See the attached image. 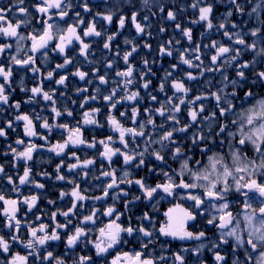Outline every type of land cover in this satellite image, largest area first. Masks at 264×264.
I'll return each instance as SVG.
<instances>
[{
	"label": "snow or ice",
	"instance_id": "obj_1",
	"mask_svg": "<svg viewBox=\"0 0 264 264\" xmlns=\"http://www.w3.org/2000/svg\"><path fill=\"white\" fill-rule=\"evenodd\" d=\"M106 2V0H105ZM25 0H17L14 5L18 9L20 16L25 17L23 20H17L14 24L10 22L7 18V12H11L12 9L0 8V37L5 40H15L16 41V51L19 53L21 51V41L28 39L31 41V47L28 51H31L33 55L28 56L24 59H20L18 55H12L10 57V65L5 68L0 65V78H2L3 83H0V105H5L17 110L20 109V102L9 103V94L6 91L7 88H11V77L13 75V68L11 65L18 66L20 68H25L33 73L40 71L39 68L35 66V54L40 52L42 49H47L50 42L54 39L57 41L55 48L52 49L54 52H58L64 57V62L62 64H57V69H64L72 61L66 55V49L73 43L78 42L80 45L79 55L87 59V50L90 45L84 42V39L78 33L77 29L81 24L84 23V19L80 12H75L76 22L68 24L66 28L60 27L59 25H54L49 23L53 20V16H58L60 20H65L69 16V12L73 10V5L71 0H38L33 7L35 11L43 19L38 18L37 23L43 25L42 32L29 33L27 37L20 34L18 29L22 26L30 24L28 17L31 16L28 9L24 7ZM226 3L228 5V10L223 14V18L219 20L217 24L213 23V13L216 4ZM142 4L145 8L151 10L152 0H142ZM246 4H252V0H245L241 3V0H214V2H208V0H192L191 4L188 6H181V11L186 10V7H190L198 15L190 20L191 24H202L205 31L201 33L203 37L205 33L210 32L215 29L217 32H222L224 38L229 41L228 44L221 43L219 41L213 40L211 44L203 45L205 49L213 50L210 55V64L205 65L204 60L201 58L204 53L202 52V47L200 43H196L194 47H186L181 49H173L172 41L169 40L166 44L162 43L159 47L158 54L163 57L167 56L170 58L177 59L176 64L170 65L171 71L166 70L164 77L162 78L157 91L160 93H165L166 84L168 83L169 77L173 76L180 65L186 66L188 69L197 68L199 69V75H193L191 72L185 73V79L199 80L201 76H204L206 72L208 73H220L221 79L219 81L220 87L216 91H210L208 94L201 93L197 95L194 99L186 100L190 89L185 86L182 79H172L171 88L173 90L172 96H168L164 101H158L157 96L152 95L149 90L151 80L145 79V77L151 73V68L149 67V62L147 59L143 60V66L146 71L141 73V83L140 87L145 89L149 99L153 102H158V108H146L144 110L147 116L146 120H138L140 115L138 106H133L131 110V121L136 127H124L123 124L112 115V110L116 108L117 104L122 102L133 103L141 99L140 93L138 91H128L129 85L135 83L134 72L136 69L129 62V58L133 53L138 51V46L134 41L125 39V44L132 45L130 51H126L122 57L126 68L124 70H117L116 77L120 80L113 81L118 87H114L108 94L103 96V100L109 108V115L107 117L108 124L113 132L119 134V143L123 145L124 151L120 148H113L111 144L115 141L112 136H108L106 140L98 141L104 148L100 153L101 157L109 161L110 171H102L101 176L107 178V182L103 188V196L95 197L94 199L100 200L109 196V190L118 189L120 184H127L131 187L135 184L143 195L146 201H151L158 193H163L165 196L172 197L176 194L177 189H183L184 195L181 196L182 199H187L194 202L190 208H182L179 204L176 205L175 209H169L164 215L168 218L167 223L161 225L159 228V234L164 237H171L174 240H195L202 241L205 238V232L200 231L194 233L189 231L186 227L187 222L194 221L196 219V214H194V209H201L203 205L208 204V208L211 210L209 212V219L207 224L214 226L219 230V241L212 242L209 251H213V259L215 264H226L227 257L222 255L220 251H214L219 249L221 245H227L229 239L233 241L232 253L233 259L232 264H264V200L259 202V206L255 207L248 197L249 192H257L260 197H264V181L258 182V176H264V97H260L254 100L253 103L249 104L248 107L242 108L239 113L235 111L234 100L238 99L237 89L242 88L245 83H248V77L246 76L245 69L252 68L253 75L256 77L251 80L252 85L264 84V70L256 71L255 65L264 61V46H261V41H264V36L261 35L262 29H264V18H261V12L264 10V0H258V2L251 7V10L247 13L249 17L256 18V27L248 30V32L243 31H229L230 18L234 15H245ZM77 7H82L84 12H90L91 7L85 0L84 3L76 5ZM55 10V13H53ZM160 12L164 11V7L160 6ZM97 16L107 24H111L113 21L114 13L108 11L107 13H97ZM139 13L133 11L131 15V23L135 28L137 36L145 33L146 27H150L148 24L141 23L137 17ZM167 20L175 21L176 13L172 10L167 12ZM144 21H148L149 17L144 16ZM126 18L121 15L118 21L117 33L108 35L103 48L105 50L111 51V42L116 39L117 34L120 29L125 27ZM246 23V22H244ZM176 29L180 31L183 37L188 41L189 45L193 44L192 29L182 28L179 23L175 25ZM230 27L236 30L241 27V25L231 22ZM165 31L164 27L160 28V32ZM151 35V33H148ZM102 33L96 29L95 18L93 21L88 23L87 28L83 32V37H100ZM250 35L253 37V41L248 43L245 36ZM180 41L177 40L176 44ZM233 45H238L240 47H233ZM144 48L151 50V46L145 43ZM12 45L10 43L0 44V55L6 53ZM174 51L178 53V56L174 57ZM245 52L253 53V58L250 61H244L240 63V57ZM118 55V53H117ZM45 57L47 53L45 52ZM199 63H196V62ZM91 62V61H90ZM31 66V67H29ZM106 68H113L112 62L106 63ZM227 68H234L236 72L237 79H230L227 75ZM72 75L78 77L81 81H84L88 73L80 71L77 69ZM93 77L99 81V85H107L109 80L107 78V73L104 75H98V69L94 70L92 73ZM67 76H61L55 83L58 86H63L67 80ZM46 79H53V71L47 73ZM122 81V83H121ZM93 81L88 80L87 83L91 84ZM23 79L20 81V90L22 92L30 91L31 95L27 100L24 101L26 104L36 103V97H42L43 101L50 102L52 107L51 111L54 114V118L60 117L63 114L71 117L73 112L65 109L62 113L58 110L55 105L56 101L53 99L54 93L44 91L41 86L32 87L30 90L23 86ZM206 86L211 87L212 81L208 80L205 82ZM231 87L233 90L231 92H226L225 89ZM123 89L125 95L117 99V93ZM87 88L77 89V93L87 92ZM96 93H100L101 89L96 88ZM166 94V93H165ZM63 95V93H61ZM254 93L249 89L244 93L242 103H247L253 100ZM97 95H91L90 97H85L80 103V107L84 108V105L88 103L89 100H96ZM178 100V103L175 101ZM214 100L213 110L203 119H199L201 114L205 112L206 107L203 103L196 107L197 101H207ZM75 103V101H73ZM188 105V118L189 122L186 124H181L178 114L182 112L181 105ZM225 105H227L225 107ZM217 110L219 116H217ZM3 111V109H0ZM100 109L94 108L91 112L84 113L83 123L85 125H96L100 127L98 121L95 119V114L98 113ZM154 114L160 116L162 122L157 125L154 120ZM233 114L236 118L232 119V124L237 126V131L232 132L228 130V125L226 123L219 124V130L214 131V124L218 119L227 120L229 115ZM121 117H126L127 113L121 112ZM36 120H41L40 127L51 132L52 128H61L69 133L67 138L63 143H57L48 147V151L55 153L57 156H61L65 153V149L69 146L79 147L81 145L94 148L97 141L93 140L88 142L83 138L81 128L79 126L75 128H70L67 124H49L47 118H43L39 113L35 115ZM15 121H22L24 125V135L29 137V143L25 144L22 139H17L15 143L17 145H23V150H18L17 148H12L9 145L11 154L13 155V161L23 160L25 167L23 175L19 177V184L26 185L31 183L37 189H43L44 185L35 182L30 179L31 168L28 162L33 159V153L38 150L40 146L35 143H31L32 137H37L38 133L34 129L33 118L29 114H18L15 116ZM166 124L172 125L166 128ZM203 124V127L200 125ZM151 127L152 131H147ZM196 126V131H194L190 137L191 144L193 146L199 147L201 143L210 141L215 142V137L220 138V146L225 145L224 134H227V147L228 155L231 158V163L225 159L224 155L213 152L212 155L208 156V163L203 168H191L189 167V161L192 156L184 157V149L178 144L177 140L174 138L176 133H187L189 129ZM6 127L13 128V122H7ZM207 128L208 135L204 134V128ZM158 129H166L162 133H158V138H153L154 134H157ZM15 130V129H13ZM126 136L132 137V143H136V137L144 138V149L143 151L137 152L135 149H129V142L125 139ZM0 137L6 138V132L3 128H0ZM40 139L46 141V137L39 136ZM47 142V141H46ZM158 144L159 149H149L152 145ZM251 147L254 156L249 158L246 155V150ZM166 149L171 150L172 159H180L184 157L181 161V168L179 172H176V176H179V182L167 171H157L155 168L149 167L148 172L154 173L156 175H162L165 180L163 183H157L154 187L146 182L145 178L132 179L131 173L125 169L121 176L116 175V169L111 168V161L114 156H121L123 158L124 165H133L134 161L136 168L145 167V156H152L154 159L161 164L165 163V157L162 154ZM211 151L207 145L200 147V153L205 154ZM7 154V153H6ZM72 158L76 159V163L68 165L69 172H75L78 168L88 169L89 166L93 165L95 161L93 159H86L83 162L80 161L79 157L75 153H72ZM200 161H196V165H199ZM63 162L56 167V180L65 181L68 184L73 185L70 192H60V198L63 199L66 195L72 197L71 207L67 211L52 212L51 220L54 227L51 231H48V225L41 223L39 227H33L31 224L26 225L28 228V239L25 241L21 235H19L22 222L17 218V213L20 209V205H26L29 212L32 211L37 205V201L40 198L39 195H31L25 197L22 200H15L6 198L3 194H0V202L3 203L4 207L0 214L5 218L4 227L9 229L10 236L6 239L3 235H0V252L8 254L10 252L12 243L19 244L21 247L28 250V255H20L19 253H14L11 259L7 261V264H29L28 256H34L36 261L40 264H65L62 257H54L51 251H48L45 247L50 242H57L61 240L59 229L67 228V224H71V220L67 218L71 215H75V209L78 207H83L82 202L87 199V197L82 193L80 185L76 183L73 179L66 178L61 174V167ZM13 163V167H15ZM3 166H0V173H3ZM81 175L82 178H86L89 174L87 172L77 173ZM190 176L192 182L185 181L183 179L184 175ZM42 175L48 176L47 173ZM101 176L95 177V179H100ZM234 181V184L229 183V178ZM9 184H13L12 178H8ZM202 182V183H201ZM202 189L203 197L198 194H193L190 190ZM235 190L240 195L246 197L243 202V225L241 226V221L237 217L233 216L232 212L229 211V204L226 200L227 193ZM13 191L18 192V186L13 185ZM246 190V191H245ZM83 191H87L84 189ZM127 197L128 192L120 189L118 192H114L112 199L116 200L120 196ZM141 196H135L131 201L125 203V209H128L129 204L140 200ZM222 201V203H217ZM49 204L55 203L52 200L48 201ZM115 212L113 207H108L104 215L112 216ZM178 213V215H174ZM62 215L66 218V224H60L56 221L57 215ZM96 212L93 210L92 214L85 216L81 220V224H86L89 222H94L93 217ZM203 215V211L198 213ZM40 220V217H36ZM120 219V214H117L115 219L110 221V223L99 230L100 235L97 238L98 242H92L95 248V253L97 257H104V255L112 249L114 246L122 242V234L126 233L128 237H133L135 233H139L141 237L148 238L147 243L141 240V247L147 248L149 244L153 243L151 239L153 237V231L147 229L143 224L139 226H132L131 223L127 227L122 226L117 221ZM141 220H147L151 222V218L147 212L143 214L142 217L138 218ZM217 220L219 221L217 223ZM235 221V223H233ZM242 233H246L247 239L245 240ZM88 230L81 226H76L74 231L68 234L66 240L64 241L66 249H73L81 241L82 237H86ZM126 242V241H124ZM206 247L205 244L200 243L193 249H182L183 252L191 251L193 255H197ZM44 249L45 253L43 256L39 255V250ZM244 250V259H239L235 254L240 250ZM68 253L66 252L65 255ZM174 260L176 264H185L184 257L181 254L174 253ZM160 259H165L161 256ZM92 260L91 256H80L75 264H89ZM111 264H155L151 257H145L142 251H136L134 254L124 253L122 256L118 255L115 257Z\"/></svg>",
	"mask_w": 264,
	"mask_h": 264
},
{
	"label": "flooded vegetation",
	"instance_id": "obj_2",
	"mask_svg": "<svg viewBox=\"0 0 264 264\" xmlns=\"http://www.w3.org/2000/svg\"><path fill=\"white\" fill-rule=\"evenodd\" d=\"M17 3V0H0V8H4L7 10L8 8H11V12H7V18L10 22L13 24L17 20H23L25 17L20 16L18 13V9L14 6ZM35 3H38V0H25L24 7H26L31 13V16L28 17V19L31 21L30 24L26 26H22L18 29L20 34L27 37L29 33H32L33 31L39 33L43 30V25L40 23H37V19H43L39 16V14L35 11V8L33 5ZM76 12V9L74 8L72 11L69 12V16L65 18V20H60L58 16H53V20L49 21V23H53L54 25H59L60 27L66 28L68 24H72V22L69 21L73 20V18L76 19L74 16ZM53 13H55V10H53ZM83 13V11H82ZM73 17V18H70ZM84 26V25H83ZM107 27V26H106ZM87 27H83L80 25V27L77 29L78 33L81 35V37L84 39L85 43H88V41H95L97 40V37H90L88 40L83 37L82 29L85 30ZM56 40L54 39L52 42H50L49 47L47 49H42L40 52H37L35 54V66L40 69L39 72L33 73L28 69L20 68L15 65H11L13 68V75L11 77L10 83L11 88L6 87V91L9 94V103H15L20 102V109L17 112L16 109L0 105V109H3V111H0V128H3L6 132V138L0 137V156L1 152L7 153V155H4L3 157L6 159L8 158L10 160V164L13 166V163H16V161H13V155L11 154L9 145L12 148H17L18 150H23V145H17L15 141L19 138L25 141V144L29 143V137H26L24 135V125L22 121H15V116L18 114H29L31 118H33L34 123V129L38 133L37 137L31 138V143H35L36 145L40 146L36 152L33 154L42 155L43 157L46 156V154L50 155V158L56 157L55 153L48 151V143H58L59 141H62L64 138H66L69 134L64 129L61 128H52L51 132L49 133L48 130H45L40 127L41 120H36L35 115L37 113L40 114L41 117L47 118L49 124H67L70 128H75L79 126L81 128L83 138L88 141L92 142L93 140L97 141L96 146L94 148H88L83 145L79 147H73L72 151L79 157L80 161L83 162L87 159H93L95 163L91 166H89L88 169H81L78 168L75 172H67L66 174H71L73 179H75V182L78 183L81 187H85L88 189V191H93L94 195L96 193V187L94 184L97 182L99 183H106L107 178L102 179L101 172L102 171H110L109 168V161L103 159L100 155V153L104 150L103 146L98 143L100 140H106L108 136H112L114 143L111 144V147L113 148H120L124 151H128L123 149V145L119 143V134L117 132H113L108 124L107 117L109 115V108L106 105V103L103 100V96L108 94L109 91H111L113 87L112 84L108 83L105 85H99V81L95 79L92 75L94 70L98 69V75H102V71L105 70L108 76L111 77L112 75V68L107 69L106 65H103L101 58L104 57V55H96L92 52H90V49L87 50V59L85 57L79 55L80 51V45L78 42H73L67 49H66V55L71 59V63L67 65L64 69H57V64H62L64 62V57L61 56L58 52L52 51V49L55 48ZM3 43H10L12 47L6 51V53L0 55V65H3L5 68H7L10 65V57L12 55H18L20 59H24L26 55L31 56L33 55L31 51H28L31 47V41L28 39H25L21 41V51L17 53L16 51V41L15 40H5L4 38L0 37V44ZM45 52L47 53V57H45ZM87 63V61H90ZM99 65V66H98ZM88 66L91 68V71L88 69ZM31 67V66H29ZM77 69L80 71H84L88 73L86 79L84 81H81L78 77L72 75ZM49 71H53V79L49 80L46 79L47 73ZM66 75L68 78L65 81V84L63 86H58L55 81L58 80L61 76ZM23 79V86L27 89H31L35 86H41L44 91H48L50 93H54L53 99L56 101L55 107L60 110L62 113L65 112V109H68L73 112V115L71 117L67 116V114H63L60 117L54 118V114L51 111V103L43 101L42 97L37 96L36 97V103L26 104L24 103L25 100L29 98L31 95L30 91L22 92L20 90V81ZM116 80H120L119 77L115 76ZM88 80H92L93 82L91 84L87 83ZM0 83H3L2 78H0ZM122 83V81H121ZM99 87L101 89L100 93H96V88ZM118 87V86H117ZM81 88H87V92H81L77 93V89ZM173 92V90H172ZM63 93V95H61ZM97 95L96 100H89L88 103L84 105V108L80 107V103L84 100L85 97H90L91 95ZM121 94V98L125 95V91L121 89L118 93ZM160 96V97H159ZM158 98L162 101L166 100V96L164 94H160ZM188 99V97H185ZM75 101V103H73ZM179 101L176 100L175 103H178ZM153 104L157 105L159 107L158 102H153ZM239 102L237 103V105ZM235 105V106H237ZM135 106L133 103L129 102H122L120 104H117L116 108L112 110V115H114L122 124L124 127H136V125L132 124L131 121V110L132 107ZM157 107V108H158ZM196 107H199V101L196 103ZM98 108L100 111L95 114V119L98 121V123L102 126L97 127L96 125H85L83 123L84 119V113L85 112H91L92 109ZM181 108L183 109L181 113L178 114L181 124H186L189 122L188 118V105H181ZM127 113L126 117H121L120 113L125 112ZM140 115L138 117V120H146L147 116L145 113L141 112L139 110ZM203 113L202 115H204ZM219 116V114H218ZM162 119L160 116L154 114V120L157 125H159L162 122ZM203 119V117L199 118ZM12 121L13 122V128L6 127L7 122ZM228 130L235 132L237 131V126L233 125L232 122L227 123ZM172 125L166 124V128L170 127ZM203 127V124L200 125ZM15 129V130H13ZM166 129H158L157 134H154L153 138H158V133H162ZM219 128L216 130L218 131ZM147 131H152L151 127L147 129ZM196 131V126H193L187 133H176L174 135V138L177 140L178 144H180L184 149V157L192 156V159L189 161V167L191 168H203L208 163V156L212 155L213 152L219 153L224 155L225 159L231 163V158L228 155V147H227V134H224L225 139V145L223 147L220 146V138L215 137V143L212 145H209V141L203 142L200 144L199 147L193 146L191 144V135L192 133ZM204 134L208 135V130L205 127L204 128ZM39 136L46 137V141L43 139H40ZM125 139L129 142V149H135L137 152L143 151L145 145L143 143L144 138L142 137H136V143L133 144L132 137L126 136ZM207 145L211 149V151L201 154L200 153V147H204ZM158 144L152 145V147L149 149L151 151L152 149H159ZM9 150V152H8ZM68 150H65V153L61 156H58L60 158L67 157L68 156ZM165 157V163L161 164L160 162L156 161L154 157L152 156H145V167L136 168L134 165L138 162L134 161L133 165H124L123 158L119 155L114 156L111 161V168H114L118 171H121L120 174L123 173L125 169H127L131 173L132 179H140L145 178L146 182L151 185L155 186L157 183H163L165 178L162 175H156L154 173H149L148 168L152 167L155 168L157 171H160L161 169L163 171L169 172L171 175L174 176L176 179V182H179L180 177L176 176V172L180 171L181 168V161L184 157L180 159H172L171 158V150L166 149L162 153ZM246 155L249 158H252L254 156V153L251 149V147H248L246 150ZM86 156V157H85ZM199 160L200 164L196 165V161ZM20 162L24 165V161L20 160ZM32 161L28 162V165L31 169H33V165L31 164ZM101 166V169L97 171L98 176H101L100 179H97L94 181V183L90 182V180H85L82 178L81 175H78L77 173H84L87 172L90 174L91 172H94L96 168ZM13 171H17L16 167H13ZM24 169L22 170V172ZM32 171V170H31ZM45 173V172H43ZM42 173V174H43ZM0 173V178H1ZM44 176V175H42ZM42 176H37L33 180V177L30 176V179L43 184L46 186L45 180L42 179ZM68 176V175H67ZM118 176V175H117ZM14 184H18L17 186H22L19 184V177L14 176ZM258 182L264 181V176H258L256 177ZM183 179L188 182H192L190 179V176L185 174ZM2 181V178L0 179ZM202 183V182H201ZM229 183L234 184V181L229 178ZM27 186L23 187V193L25 195H28L27 197L31 195H39V199L37 201L36 207L32 209L31 212L27 210L26 205H20V209L17 213V218L21 220L22 222V228L19 233L21 237L26 241L28 237V228L26 225L31 224L33 227H39L41 223L48 225V231L50 232L51 229L54 227L53 222L51 220V214L55 210L60 211H67L72 204V198L67 199L68 197H64L63 199L60 198L58 202H55L56 199H51L48 197H41L43 193H46L48 195L47 188L44 189H37L35 187H32L33 185L31 183L26 184ZM54 185L65 188V184L63 182L54 183ZM69 187H72L71 184H68ZM13 187L8 182L4 181L0 182V194H5L6 191L10 193V199L15 200H22L25 197H15L16 192L12 190ZM120 189H123L128 192V196H120L118 200L123 201V209H124V217L122 220V223H120L122 226L127 227L129 223H131L132 226H139L140 224H143L147 229L152 230L154 234V240L156 238L155 244H150L151 252H147L148 256L151 257L155 264H176L174 260V253L181 254L184 257L185 264H215V261L213 259V251H209V248L211 247L212 242H218L219 241V230L214 227L207 224V220L209 217V212L211 211L208 208V204L206 203L201 207V209H194V214H196V219L194 221L187 222V229L189 231H192L194 233L204 231L205 232V238L202 241H195V240H174L171 237H164L159 234V228L161 225L166 224L168 218L164 215L166 212H168L169 209H175L176 205H180L182 208H190L194 204V202L189 201L187 199H182L181 196L184 195L183 189H177L176 194L172 197L165 196L163 193H158L153 200L146 201L143 198L142 193L140 192L139 188L133 184L131 187H129L127 184H120L118 189L111 190L112 193L118 192ZM193 194H198L201 197H203V190L202 189H193L190 190ZM246 191V190H245ZM100 192V190H99ZM83 193V192H82ZM84 194V193H83ZM87 199L82 202L83 207H78L75 209V215H71L67 218V220H71V224H67V228L65 229H59L61 235V240L57 242H50L45 247L48 251H51L53 253L54 257H62L65 261V264H75V262L78 260L80 256H91L92 260L89 262V264H111V261L117 257L118 255L122 256L124 253L134 254L136 251H142L145 255L144 248L141 247V240L146 241L148 239L141 237L139 233H135L133 237H128L126 233L122 234V242H121V248L118 246H114L112 249H110L104 257H97L95 253V248L93 247V243L91 241V237L88 236L90 241H86V237H82L80 243L76 245L73 249H66L64 241L66 240L68 234H70L72 231H74L76 226H86L89 228H93L94 225L92 223H86V224H80L79 222V212L83 210V208L91 203H95L98 201L97 199H94V196L84 194ZM135 196H141L140 200L135 201L134 203L129 204L128 209H125V203L127 201H131L133 197ZM100 197V196H98ZM248 197L251 198V201L255 207L259 206V202L261 200H264V197H260L259 193L257 192H249ZM8 198V197H6ZM105 199V198H104ZM104 199H100L104 200ZM246 199V197L240 195L237 193L234 189L227 193L226 200L229 204V211L232 212L233 216L237 217L241 221V226L243 225V202ZM52 200L55 203L49 204L48 201ZM70 201L69 205L66 207V210H62L57 207L58 203L60 204L63 201ZM106 202H108V199ZM222 203V201L217 202ZM4 205L2 202H0V211H2ZM203 211V215H199L198 213ZM56 212V211H55ZM147 212L151 218V222L147 220H141L138 219L143 216V214ZM174 215H178V213H174ZM39 216L40 220H37L36 217ZM67 220L62 215H57L56 221L60 224H66ZM4 221L5 218L2 214H0V235H3L6 239H9L10 232L9 229L4 227ZM156 222V228L154 226V223ZM158 222V224H157ZM219 221L217 220V223ZM110 223V221L107 223V225ZM118 223V222H117ZM235 223V221L233 222ZM126 224V225H125ZM243 238L246 240L247 235L246 233H242ZM97 237V236H96ZM86 239V240H85ZM126 241V242H124ZM93 242H98L96 239H94ZM203 243L206 245V247L197 255H193L191 251L183 252L182 249H193L198 244ZM138 244V245H137ZM137 245V246H136ZM232 245L233 241L229 239V243L227 245H221L219 249H216L214 251H220L222 255H226L227 260L226 264H232L233 259V253H232ZM136 246V247H135ZM133 247V248H132ZM166 251L169 255L168 259L165 257V259H158L156 260L160 254ZM68 253L65 255V253ZM153 252V253H152ZM19 253L20 255H28V250L21 247L19 244L12 243L10 252L8 254H4L3 252H0V264H7V261L11 259L12 254ZM39 255L43 256L45 253V250L42 248L39 250ZM236 256L239 257V259H244V250L240 249L236 254ZM29 264H40V262L36 261L34 256H28ZM51 264V262H49Z\"/></svg>",
	"mask_w": 264,
	"mask_h": 264
},
{
	"label": "rangeland",
	"instance_id": "obj_3",
	"mask_svg": "<svg viewBox=\"0 0 264 264\" xmlns=\"http://www.w3.org/2000/svg\"><path fill=\"white\" fill-rule=\"evenodd\" d=\"M85 0H71L72 5L74 6L73 9H76V12H80L81 16L84 19V23L81 24L82 28L87 27L88 23L90 21H93L95 18V23H96V29L102 33L100 37H97V40L95 41H88V44L90 45L89 49L90 52L100 56L104 55L103 58L99 59L101 60L104 66L106 65L107 62H112L113 63V68H112V75L111 77L108 76L109 83L113 85V87H117L118 85L113 83V81H116L115 76H116V71L117 70H124L126 68V65L123 62V55L126 51H130L132 45L130 44H125L124 41L125 39H129L135 42V44L138 46V51L133 53V55L129 58V62L133 65V67L136 69L134 72L135 76V83L132 85H129L128 91H138L140 93L141 99H139L136 102H133L135 106H138L139 110L144 113V110L146 108H157L158 106L153 104V101H151L145 91L142 87H140V77L141 73L146 71L143 66V60L147 59L149 62V67L151 68V73H149L145 79L151 80V84L149 87V90L152 95L158 96L160 94H164L166 98L168 96H172V88H171V80L172 79H182L185 86L190 89L187 97L188 99H194L197 95L201 93L208 94L210 91H216L218 87H220V73H208L206 72L204 76H201L199 80H192L189 81L185 79V73L186 72H191L193 75H199V69L193 68V69H188L184 65H180L179 68L173 72V76L169 77L168 83L166 84L165 88V93H160L157 91V88L164 77L165 71H171L170 65L176 64L177 59L175 58H170L167 56L161 57L158 52H159V47L162 43L166 44L169 40L172 41V47L173 49H183L186 47H194L196 43H200L202 47V52L204 55H202V59L204 60L205 65L210 64V55L213 50L211 49H205L203 48V45L205 44H211L213 40L219 41L224 44H228L229 41L226 40V38L223 37L222 32H217L215 29L211 30L210 32L205 33V35L202 37L201 33L205 31L204 26L202 24H191L189 21L195 18L198 13L194 12L190 7H186V10L181 11V6H188L191 4L192 0H152L151 4V10L148 8H145L144 5L142 4V0H87V3L91 7L90 12H84L82 7H77L76 5L84 3ZM208 2H214V0H208ZM245 0H241V3H244ZM258 0H252V4H246L245 6V15L240 16L237 14H234L230 18V23L235 22L239 25H241L240 28L233 30L229 27V31H243V32H248L249 29L256 27V18L255 17H249L247 13L251 10V7L254 6ZM160 6L164 7V11L160 12L159 8ZM169 10H172L176 13V20L175 21H169L167 20V12ZM228 10V5L226 3L223 4H216L214 8V13H213V23L217 24L220 19L223 18V14L226 13ZM83 11V13H82ZM108 11H112L114 13L113 15V21L111 24L105 23L100 16H97V13H107ZM133 11H137L139 13L137 19L143 23V24H148L150 27H146L145 33L137 36L136 31L134 26L131 23V15ZM121 15H124L126 18L125 22V27L123 29H120L119 33L116 36V39L111 42V51L105 50L103 48V44L107 38L108 35H111L113 33H117V28H118V21ZM148 16L149 19L148 21H144V16ZM75 16V14H74ZM70 18H73L70 16ZM261 18H264V10L261 12ZM70 22L75 23L76 19L73 18V20H70ZM246 22V23H244ZM176 23H179L182 28H191L192 29V38H193V44L189 45L188 41L183 37L182 33L178 31L175 27ZM84 25V26H83ZM107 26V27H106ZM164 27L165 31L163 33L160 32V28ZM86 29V28H85ZM82 32H84V29H82ZM148 33H151L149 35ZM261 35L264 36V29H262ZM91 37V36H90ZM90 37H85L87 40ZM245 39L248 43H251L253 41V37L250 35L245 36ZM179 40L180 43L176 44V41ZM148 43L151 46V50L144 48V44ZM261 46H264V41H261ZM233 47H240L238 45H233ZM118 53V55H117ZM178 56V53L174 51V57ZM253 58V53L251 52H245L242 54L240 57V63H243L244 61H250ZM91 61V60H90ZM90 61H87L89 63ZM196 63H199L198 61ZM99 66V65H98ZM88 69L91 71V68L88 66ZM255 70L256 71H261L264 70V61L258 63L255 65ZM227 75L229 76L230 79H237L236 77V72L234 68H227ZM105 70L102 71V75H104ZM246 76L248 77V83H245L242 88L237 89V96L238 99L234 100V104L237 105L235 106V111L236 113H239V111L242 108L248 107L249 104L253 103L255 99L264 97V84H258V85H252L251 80L255 79L256 77L253 75V69H245ZM211 80L212 81V86H206V81ZM251 89V91L254 93V98L253 100L248 101L247 103H242L244 93ZM233 89L231 87L225 89L226 92H231ZM160 97V96H159ZM117 99L121 98V94H118ZM158 101H162L158 98ZM203 103L206 107L205 114L202 115L201 117L207 116L212 110V106L215 103L214 100H207V101H199V105ZM227 105H225L226 107ZM219 112L217 110V116ZM200 117V118H201ZM236 118L235 115L230 114L227 120H221L218 119L215 124H214V131H216L219 128L220 123H229L232 122V119ZM67 132V131H66ZM69 134V133H68ZM67 138V137H66ZM64 138L62 141H59L58 143H63V141L66 139ZM209 145H212V142H208ZM215 143V142H214ZM57 143L52 142L48 143V146L55 145ZM214 146V145H212ZM73 147L69 146L65 150L69 153L67 157L60 158L56 155V157L50 158L49 154H46V156L42 155H37L33 154V159L31 160V164L33 165V169H31V175L33 177V180L37 181L36 177L37 176H42V173L45 172L48 174V176H42L41 178L48 182H45L46 186L44 188H47L48 190V195L46 193H43L40 195L41 197H48L51 199H56L54 200L55 202H58V197L61 191L64 192H70L72 187L68 186V183L65 181H58L56 180V167L57 165H60L61 162H63V165L61 167V174L64 175L66 178L73 179L71 174H66L68 171V165L69 164H74L76 163V159L72 158V151ZM9 152V150H8ZM7 155L5 152H1L0 156V166H3V173L1 174V178L4 184V181L8 182V178L11 177L13 184L11 186L13 187L14 184V176L20 177L23 175L22 170L24 169V165L20 162V160H17L15 163V167L17 168V171H13V166L10 164V160L8 158H4L3 156ZM77 156V155H76ZM78 157V156H77ZM86 157V156H85ZM87 159V157H86ZM102 165H99L98 168L94 170V172H91L85 180H90V182L94 183L97 179L95 177L98 176L97 171L101 169ZM121 171H116V175L121 176L120 174ZM68 175V176H67ZM0 178V179H1ZM104 179V177H102ZM231 179V177H230ZM75 181V179H73ZM63 182L65 184V188H60L54 183H59ZM9 183V182H8ZM106 183H99L97 182L94 184L96 187V193L94 195L93 191H88L87 188L81 187L80 189L84 194L87 195H92L95 197L98 196H103V188ZM18 185V184H16ZM27 186V185H24ZM34 187V186H32ZM43 188V189H44ZM23 185L20 187L18 186V192H16L15 197H27L28 195H25L23 193ZM84 189H87V191H83ZM39 190V189H38ZM100 190V192H99ZM3 194V193H2ZM5 197H10V193L8 190L6 191V195L3 194ZM113 193L111 190H109V196L105 197L107 200H101V201H96L95 203H91L86 205L81 212H79V222L87 216L92 214L93 210H95L96 214L93 217L94 222H89L94 225L93 228H89L86 226L81 225V227H84L85 229L88 230V234L86 236L87 240L90 241L89 237H91V241L93 242L94 239L97 240V238L100 235L99 230L101 228H105L107 226V223L109 221H112L115 219L117 214H120V219L117 221L118 223H122L123 217H124V209H123V201H120L118 199L113 200L112 199ZM65 197H68L67 199H71L72 197L70 195H66ZM70 201H63L61 204L60 202L58 203L57 207L66 210V207L69 205ZM108 207H113L115 209V212L113 213L112 216H105L104 212ZM58 212V210H55ZM81 224V223H80ZM158 224V222H157ZM126 225V224H125ZM154 226L156 228V222L154 223ZM97 236V237H96ZM154 237V234H153ZM152 237V239H154ZM148 239V238H146ZM156 238L154 240L155 244ZM147 243L146 241H144ZM138 245V244H137ZM136 245V246H137ZM118 246L121 248V243L118 244ZM135 246V247H136ZM133 248V247H132ZM145 252V257L148 256L147 252H151L150 249V244L148 245L147 248H144ZM153 253V252H152ZM161 256H166L168 259L169 255L166 251H163L160 256L156 259L158 260Z\"/></svg>",
	"mask_w": 264,
	"mask_h": 264
},
{
	"label": "trees",
	"instance_id": "obj_4",
	"mask_svg": "<svg viewBox=\"0 0 264 264\" xmlns=\"http://www.w3.org/2000/svg\"><path fill=\"white\" fill-rule=\"evenodd\" d=\"M197 25V24H196Z\"/></svg>",
	"mask_w": 264,
	"mask_h": 264
}]
</instances>
